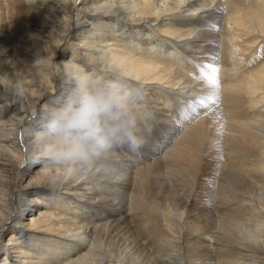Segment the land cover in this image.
<instances>
[{
    "label": "bare ground",
    "instance_id": "6f19581e",
    "mask_svg": "<svg viewBox=\"0 0 264 264\" xmlns=\"http://www.w3.org/2000/svg\"><path fill=\"white\" fill-rule=\"evenodd\" d=\"M262 46L264 0H0V264H264ZM205 65L218 103L190 108ZM117 74L142 86L152 131L135 153L153 155L66 177L72 162L42 155L47 113Z\"/></svg>",
    "mask_w": 264,
    "mask_h": 264
},
{
    "label": "clouds",
    "instance_id": "9594fccd",
    "mask_svg": "<svg viewBox=\"0 0 264 264\" xmlns=\"http://www.w3.org/2000/svg\"><path fill=\"white\" fill-rule=\"evenodd\" d=\"M152 119L141 85L118 74L108 82L97 78L78 103L68 101L47 113L52 143L42 155L58 166L72 162L61 167L66 177L109 174V154L137 152L151 134Z\"/></svg>",
    "mask_w": 264,
    "mask_h": 264
},
{
    "label": "rangeland",
    "instance_id": "374dc122",
    "mask_svg": "<svg viewBox=\"0 0 264 264\" xmlns=\"http://www.w3.org/2000/svg\"><path fill=\"white\" fill-rule=\"evenodd\" d=\"M248 52V51H247ZM262 53H264V47L262 46V47H260V48H258V50H256V51H254V52H252L251 51V58H254V57H256L258 54H262ZM251 58L248 60V63H250V62H252L251 61ZM242 65H244L245 66V62L244 63H242ZM40 105V104H39ZM153 142H152V145H154L153 143H156V142H159L158 140H155V139H153L152 140ZM152 151V149H153V147H151L150 146V148L149 147H146L145 149H144V151L143 150H141V152L142 153H130V155L132 154V156H131V158L133 159H135V160H138V159H141V157H143V155H147V154H151V155H153V153H150L151 151ZM150 151V152H149ZM140 154V155H139ZM155 155H157V154H159V156H160V153H154ZM158 156V157H159ZM210 157V156H209ZM134 159H133V161H134ZM207 159H208V163H207V167L205 166V170H206V168H208V167H212L213 165H212V160L210 159V158H208V155H207V158L204 160V163L207 161ZM211 161V162H210ZM209 164H210V166H209ZM174 167V166H173ZM202 167H203V165H202ZM32 171L33 170H35L34 168L33 169H31ZM204 171V170H203ZM208 170H206V172H207ZM162 172V171H161ZM158 177H161V174H159L158 175ZM162 177H165L164 176V174H162ZM207 179V184H206V186L205 185H203V184H201V193L200 194H205L206 192H208L209 190H211V188L212 187H214L213 186V184L212 183H210V181H209V179L205 176V178L203 179V181L205 182V180ZM165 181H166V179H165ZM160 183H162L163 184V186H165V184L166 183H164V181H161ZM168 184H171V183H168ZM167 184V185H168ZM166 185V186H167ZM204 187H206V188H204ZM211 187V188H210ZM215 188V187H214ZM214 189L212 188V191L210 192V193H214ZM204 192V193H203ZM209 193V197H211V200H213V197H214V195H213V193H212V195ZM200 202H198V206H197V208H195V209H199V210H206V211H208V200H207V198H204V197H200V198H197ZM203 200H205V201H203ZM201 205V206H200ZM201 208V209H200ZM207 208V209H206ZM29 215L30 214H25L24 215V217L22 216V220L25 222V220L29 217ZM210 216H211V221L212 220H215V219H219L217 216H216V214L215 213H213V214H209ZM217 217V218H216ZM190 222V221H189ZM8 234L9 233H5V235H4V237L2 238V240H0V247H2V248H4V245H5V243L7 242V240H8ZM212 236H213V234H211L210 233V239H212ZM206 239V238H205ZM213 257H214V255H212ZM2 260V258H0V261ZM7 260H9V258L7 257ZM216 261L215 260H213V263H215Z\"/></svg>",
    "mask_w": 264,
    "mask_h": 264
},
{
    "label": "snow or ice",
    "instance_id": "6c2138e0",
    "mask_svg": "<svg viewBox=\"0 0 264 264\" xmlns=\"http://www.w3.org/2000/svg\"><path fill=\"white\" fill-rule=\"evenodd\" d=\"M219 68L212 65H205L200 69L199 79L203 81V85L210 89L209 96L207 97H199L195 101L189 102V107H193L194 105H199L201 107L205 106L209 101L213 103H218L219 100V79H218ZM223 125H220L218 129V135H222ZM164 135H170L173 129H165L162 130ZM216 151L219 153L221 151L220 141H216ZM221 160L223 159L222 155L219 157ZM217 170V175H218ZM211 201H209L210 203Z\"/></svg>",
    "mask_w": 264,
    "mask_h": 264
}]
</instances>
